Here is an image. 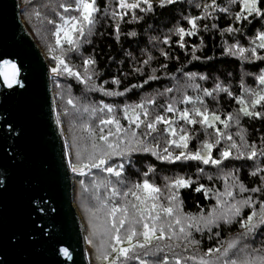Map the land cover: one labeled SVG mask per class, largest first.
<instances>
[{"label":"snow or ice","instance_id":"1","mask_svg":"<svg viewBox=\"0 0 264 264\" xmlns=\"http://www.w3.org/2000/svg\"><path fill=\"white\" fill-rule=\"evenodd\" d=\"M177 2L159 0V6ZM26 3L33 8L26 15L35 16L44 25L50 26L46 29L48 35L44 39L48 41L50 37L54 41L46 45L51 63L48 71L53 76L74 78L88 92L99 90L107 96L123 95L122 92L107 91L95 83V73L90 69L95 64L92 58L83 59V74L70 66L66 59L69 53L79 52L83 45L91 43L100 11L97 0H48V3L38 7H33V0H26ZM232 5L239 7L233 14L234 23H251L256 19L264 21V0H228L226 6H221L217 0H204L203 3L195 4L200 15L185 18L189 29H174L179 47H185L183 41L186 36L196 34L197 20L215 19V13H229ZM41 7L47 11L42 13L39 10ZM116 7L119 11L114 9L111 12L114 22L122 20L129 11L134 13L136 9L141 13L152 12L153 3L151 0H117ZM107 8L108 5H105ZM132 19L137 17L133 14ZM116 31L119 33L118 23ZM236 31L238 29L230 25L221 34ZM162 42L168 44V37ZM224 52L237 56L241 61L264 62V30L255 34L249 41V47L234 43L225 47ZM161 55L165 59L169 58L163 51ZM151 59L149 57L142 63L146 65ZM161 67L166 68L167 65ZM135 71H141V68ZM18 76L16 63L6 59L0 61V79L4 85L13 88L20 84ZM184 77L186 80L181 87L192 88L197 92L196 96L181 91L182 98L177 100L168 94L179 89L175 85L165 87L162 92L155 94L164 97L160 104H157L155 96L133 105L126 104L119 109L122 118L117 117V111L111 104H78L72 98L67 100L71 110H65V116L76 119L87 114L90 119L95 118L91 123L84 121L72 125L78 128L80 135L72 136L71 145L65 144L64 155L68 157L67 166L73 174L77 177H92L90 186L94 206L86 209L88 235L85 241L94 250L97 264H264V138L257 146L256 143H249L242 131L236 133L239 142L227 131L232 123L239 126L240 116L264 119V90L244 89L241 84L242 93L247 91L250 97L245 100L243 95L233 96L220 83H216L211 91L200 89L198 84L193 83L195 73L186 72ZM158 79L160 77L154 74L148 76V80ZM172 79L176 80L175 77ZM199 79L205 80L206 77L200 75ZM256 81L264 89V69H261ZM112 83L119 84V80L113 79ZM20 86L23 87L22 84ZM56 87L60 88L61 85L57 83ZM201 91L203 97L199 95ZM214 92H223L235 100L240 106L236 116L228 113L222 118L216 111L209 110L204 97H213ZM177 104L191 107L178 108ZM122 120L127 124H123ZM56 123H61L59 116ZM197 125L199 128L193 127ZM197 131L203 132L204 139L193 151L189 144ZM134 153H147L169 163L196 161L200 165L211 166L217 170L216 179H223V190L196 186V192H202L205 198L215 203L206 214L203 210L196 215L187 214L183 211L180 189L189 188L194 182L179 176L165 177L162 187L157 186L147 179L149 173L154 171L151 166L142 173L144 179L140 182L126 181L125 161L130 163L128 158ZM114 158H119L120 162L115 163ZM230 160L252 161L253 170L249 175L258 178L253 181L256 186L249 187L241 182L238 170L225 171V161ZM93 170L106 175L100 178L93 174ZM197 170L199 173L204 171L199 167ZM111 177H115V181ZM207 179L212 181L213 176L208 175ZM78 183L83 192L89 191L83 179ZM101 187L105 189L103 196L99 192ZM245 209L249 211L245 212ZM230 226H235L239 231L221 239L223 232ZM197 234L201 239L196 238ZM204 235L210 241L215 237L214 243L206 249L201 246ZM64 254L67 255V252Z\"/></svg>","mask_w":264,"mask_h":264},{"label":"trees","instance_id":"2","mask_svg":"<svg viewBox=\"0 0 264 264\" xmlns=\"http://www.w3.org/2000/svg\"><path fill=\"white\" fill-rule=\"evenodd\" d=\"M21 2L22 19L32 34L42 51L44 52L49 66L50 56L47 53V43L54 42L49 37V40L44 39L48 35L47 27L35 16L29 17L26 12H32L26 3V0ZM132 2V0H129ZM153 10L149 13H141L136 9L134 13L129 11L122 20L114 22L111 17V12L116 7L117 0H97V5L100 9L98 13V23L94 29V35L91 37V43L85 44L79 52L69 53L67 62L83 74L82 62L84 58H92L95 64L90 66L95 75L93 80L97 85L103 86L107 91L122 92L120 96L103 95L99 90L88 92L84 85L79 84L74 78L55 77L51 74L52 85L55 93L57 114L60 118V127L65 135V141L68 145L72 143L73 135H80L78 128L72 125H78L81 122H92L95 118H89L87 114L77 116L76 119L65 116V110H71V106L67 104V100L72 98L78 104L83 103H99L111 104L114 110L117 111V117L122 118V109L124 105H133L139 103L149 97H154L156 93L162 92L165 87H173L174 85L179 91L174 90L169 96H174L177 100L181 99V91L186 92L190 96H196L197 92L192 88H182L186 78L184 73H195L196 77L193 83L198 84L200 89L214 88L216 83L227 87L233 96H241V84L244 89H256L258 83L256 77L260 74L261 69H264V62L255 61L252 63L241 61L237 56L226 54L224 48L234 43H238L242 47H249V41L252 40L258 31L264 30V21L258 19L242 21L234 23L233 14L239 10L238 5L230 6L229 13H215V19H200L197 20L198 31L193 36H186L183 43L184 48H180L177 43L178 37L174 32L176 27H183L186 30L190 28L185 19L188 16L200 15V10L195 7L196 3H203L204 0H178L173 5L159 6V0H151ZM48 3V0H33V7ZM221 6H226L228 0H217ZM105 5H108L107 10ZM43 13L47 9L39 8ZM107 11V15H105ZM51 15V13H48ZM133 14L137 19H132ZM251 19V18H250ZM116 23H118L119 33L116 31ZM216 27L213 28L212 25ZM207 25V30H205ZM232 26L238 31L231 34L223 33L222 30L228 26ZM135 33V35H129ZM168 37L169 43L164 44L162 41ZM195 49V52H193ZM161 51L167 53L168 59L161 55ZM264 54V53H262ZM149 57L152 59L148 64H143L144 60ZM161 65H167L162 68ZM141 68V71L135 69ZM154 74L160 79L148 80V76ZM206 77L205 80H200L199 76ZM175 77L176 80L172 78ZM119 80V84H113L112 80ZM148 81L145 83V81ZM178 82V83H177ZM61 85L60 88L56 84ZM135 85L136 87H133ZM127 90V91H125ZM61 95L63 99H61ZM203 97V92L199 93ZM157 104H160L164 97L155 96ZM205 103L210 111H216L224 118L228 113L236 116L237 109L240 107L234 99L227 96L225 93H213V97H204ZM178 108L191 107V105L177 104ZM259 109V106H257ZM106 111V110H105ZM264 111V110H262ZM240 124L237 126L232 123L227 131L233 135L234 140L239 142V137L236 135L238 131H242L246 140L249 143L260 145L261 139L264 138V119L239 117ZM98 123V122H97ZM123 124H127L122 120ZM199 128V126H193ZM222 127V126H221ZM204 139L202 131H197L193 135V139L189 144L191 150H195L197 145ZM164 146V138L161 137V148ZM131 162L125 161L124 178L131 183L140 182L144 177L142 173L147 171L151 166L154 171L149 173L147 179L157 186L163 184L164 178L184 177L190 178L194 183L191 187L180 189V199L182 201L183 211L187 214L196 215L201 210L206 214L207 210L215 203L214 200L204 197L202 192H196L194 188L198 185H203L205 188L216 187L223 190V179H216L215 168L208 165H200L196 161H177L169 163L167 161H159L155 157L147 153H134L128 158ZM115 163H119V158H114ZM227 167L225 171L238 170L237 175L241 182L246 186H256L253 181L258 180L257 177H252L249 173L253 170V162L246 160H230L225 161ZM198 167L203 168L202 173L198 172ZM93 174L102 178L105 173H98L93 170ZM208 175L213 176V180L207 179ZM74 176V201L81 206L84 219L88 221L87 208L94 206L90 186L91 176L77 177ZM85 181V186L89 187L88 192H83L78 183L79 180ZM115 181V177H111ZM117 187H124L117 185ZM105 189L100 188V195L103 196ZM211 195V194H210ZM119 200V197L116 198ZM128 199H132L128 197ZM77 207V206H76ZM77 209H80L79 207ZM80 210V211H81ZM249 211L248 209L244 210ZM239 231L235 226H230L223 232L221 239ZM197 239L201 237L197 234ZM213 240H209L207 235H204L201 241V246L207 248L213 244ZM94 254V253H93ZM95 259V255H94ZM96 261V260H95ZM97 262V261H96Z\"/></svg>","mask_w":264,"mask_h":264},{"label":"water","instance_id":"3","mask_svg":"<svg viewBox=\"0 0 264 264\" xmlns=\"http://www.w3.org/2000/svg\"><path fill=\"white\" fill-rule=\"evenodd\" d=\"M5 59L23 87L0 79V264H90L50 66L20 0H0Z\"/></svg>","mask_w":264,"mask_h":264},{"label":"rangeland","instance_id":"4","mask_svg":"<svg viewBox=\"0 0 264 264\" xmlns=\"http://www.w3.org/2000/svg\"><path fill=\"white\" fill-rule=\"evenodd\" d=\"M254 90L261 91V90H264V89H262V87L258 84V87L256 89H254ZM243 98L245 100H249L250 99L247 91L245 92ZM74 193H75V189H74ZM75 205L77 206V208L78 207L80 208V209H78V211L80 212V214L82 216V219H83V222H84V226H85V234L87 236L88 235V225H87V221L84 219V213H82V210H81L82 209L81 206H83V205L81 203V206H80L79 202L77 204L75 203ZM87 251H88L89 258H90V264H97V262L94 259V254H93L94 250L89 245L87 246Z\"/></svg>","mask_w":264,"mask_h":264}]
</instances>
